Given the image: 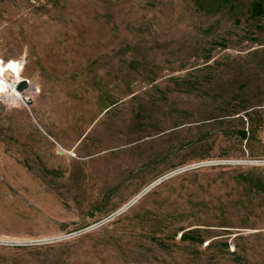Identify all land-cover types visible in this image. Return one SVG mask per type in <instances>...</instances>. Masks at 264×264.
Here are the masks:
<instances>
[{"label":"rangeland","instance_id":"1","mask_svg":"<svg viewBox=\"0 0 264 264\" xmlns=\"http://www.w3.org/2000/svg\"><path fill=\"white\" fill-rule=\"evenodd\" d=\"M252 1L0 0V77L37 87L0 91V264H264V196L237 184L264 173V103L224 102L264 100Z\"/></svg>","mask_w":264,"mask_h":264},{"label":"trees","instance_id":"2","mask_svg":"<svg viewBox=\"0 0 264 264\" xmlns=\"http://www.w3.org/2000/svg\"><path fill=\"white\" fill-rule=\"evenodd\" d=\"M237 3H241V0H195V4L197 8L201 12H206L209 14H216L222 11L224 8H227L230 10L231 13L236 14L237 10ZM248 20L257 22L260 19L264 18V0H253L250 4V8L248 10ZM247 41H250V39H247ZM256 41V40H253ZM253 54H257V52H254ZM186 89L188 90H195L196 84L195 82H192L190 84H185ZM224 102L228 105V116H238L237 119H243L244 117L242 114L244 113L245 118L247 120L252 119V113L255 111L256 107L263 106L264 100L262 98H258L256 100H247L245 95L238 94L236 96H233L232 98L225 99ZM116 105L113 104L112 106ZM252 130L246 128L237 130L234 134L240 141H248L251 136ZM237 184L241 186L246 192H249L250 194L254 196H264V173H259L256 170L250 171L246 174H241L237 178ZM221 222H211L213 225H205L207 227H212L215 225H218L216 227H228L225 225H228V222L225 220H219ZM203 229L200 228H194V229H181L179 233L180 241L182 242H188L192 245H200L202 246L204 244V238H203ZM164 243L159 242V246L164 247ZM213 243L208 244L207 247H212ZM225 249H229V244H225ZM236 254V252H233Z\"/></svg>","mask_w":264,"mask_h":264},{"label":"bare ground","instance_id":"3","mask_svg":"<svg viewBox=\"0 0 264 264\" xmlns=\"http://www.w3.org/2000/svg\"><path fill=\"white\" fill-rule=\"evenodd\" d=\"M14 75H16L18 78L13 79L12 81H7L5 76L0 77V88L4 89V91H2V95L6 98H8V100H10L12 103L17 104L19 102H21L24 98H27V96L31 95V94H36V89L37 87H35L34 85L30 84L29 89L25 92V93H21L19 91H17L16 86L17 84H19L20 82H22L23 80H19V79H23L21 78L22 73L20 72H14Z\"/></svg>","mask_w":264,"mask_h":264},{"label":"water","instance_id":"4","mask_svg":"<svg viewBox=\"0 0 264 264\" xmlns=\"http://www.w3.org/2000/svg\"><path fill=\"white\" fill-rule=\"evenodd\" d=\"M30 87V82L28 80H23L22 82H20L19 84H17L16 86V89L17 91L21 92V93H25ZM25 104H27L28 106H31L32 105V101L29 99V100H26V98H24L22 100ZM60 154H63V152H59Z\"/></svg>","mask_w":264,"mask_h":264},{"label":"built area","instance_id":"5","mask_svg":"<svg viewBox=\"0 0 264 264\" xmlns=\"http://www.w3.org/2000/svg\"><path fill=\"white\" fill-rule=\"evenodd\" d=\"M29 99H30L29 97L26 98V100H29ZM22 102H23V101H22Z\"/></svg>","mask_w":264,"mask_h":264},{"label":"clouds","instance_id":"6","mask_svg":"<svg viewBox=\"0 0 264 264\" xmlns=\"http://www.w3.org/2000/svg\"><path fill=\"white\" fill-rule=\"evenodd\" d=\"M0 91H4V89L0 88Z\"/></svg>","mask_w":264,"mask_h":264},{"label":"snow or ice","instance_id":"7","mask_svg":"<svg viewBox=\"0 0 264 264\" xmlns=\"http://www.w3.org/2000/svg\"><path fill=\"white\" fill-rule=\"evenodd\" d=\"M11 66V65H10Z\"/></svg>","mask_w":264,"mask_h":264}]
</instances>
